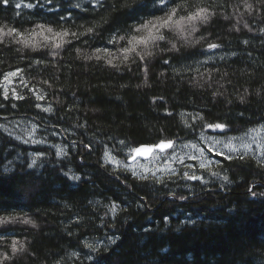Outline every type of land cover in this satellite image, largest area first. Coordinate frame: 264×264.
<instances>
[{
  "label": "trees",
  "instance_id": "obj_1",
  "mask_svg": "<svg viewBox=\"0 0 264 264\" xmlns=\"http://www.w3.org/2000/svg\"><path fill=\"white\" fill-rule=\"evenodd\" d=\"M16 3L21 7L15 8ZM27 3L35 0L0 4V25L24 32L34 23H43L58 32L56 22L63 15L69 21L60 23L71 31H78L73 24L90 26L100 21L101 26L95 39L73 40L57 50L60 54L55 58L47 55L55 50L51 45L66 38L54 33H25L18 38L44 45L36 51L8 38L0 44V118L35 119L50 128L51 139L69 147L61 157L53 146L30 144L0 130V217L31 218L36 224L35 228L21 223L0 225L6 229L0 232L6 237L0 252L11 255L13 240L28 249L23 257L4 264H264V195L260 194L264 193V162L254 155H243L244 161L235 155L233 161H223V167L213 164L207 172L201 169L206 184L182 179L183 173L161 180L146 175L144 180L104 161L108 148L127 159L132 148L158 143L161 128L166 129L161 138L179 136L177 142L198 139L205 132L220 133L202 127L200 120L193 121L196 113L206 123L230 121L229 135L264 123V10L257 0H247L253 5L251 11L244 0H214L216 15L207 24H197V32L170 34L180 50H157L147 80L143 66L116 72L104 60L78 59L75 51L81 47L90 53L104 46L113 32L123 34L144 14L133 11L138 0H119L115 11L110 6L117 0H104V7L95 10L89 0H52L35 9L24 7ZM76 3L81 8L72 6ZM125 4L131 7H121ZM201 34L207 40L197 44ZM83 40H89L90 46ZM207 43L220 47L208 50ZM36 59L50 63L37 65ZM165 59L169 64L163 63ZM18 69H23L19 77L23 83L16 85V94L24 99L8 91L5 100L4 74ZM45 79L51 88L41 82ZM213 92L223 94L214 97ZM40 95L44 99L38 100ZM49 106L52 112L43 111ZM192 124L195 131L188 128ZM121 140L130 147L121 151ZM34 149L43 154L28 168ZM213 171L227 175L231 183L221 187L223 182L211 176ZM29 172L33 175L27 176ZM63 173L81 180L71 181ZM112 203L118 205L115 212L106 207ZM106 235L117 238L107 250L105 244L94 243ZM83 237L94 250L81 251L76 246L77 238L84 243Z\"/></svg>",
  "mask_w": 264,
  "mask_h": 264
},
{
  "label": "snow or ice",
  "instance_id": "obj_2",
  "mask_svg": "<svg viewBox=\"0 0 264 264\" xmlns=\"http://www.w3.org/2000/svg\"><path fill=\"white\" fill-rule=\"evenodd\" d=\"M117 3H113L110 7L113 11L117 10ZM245 7L251 11L253 9V5L247 3V0H244ZM52 0H44V3H41V0H35V3H27L23 6L28 9H35L37 6L43 8L45 5L51 4ZM89 3L93 10L97 8L104 7V0H89ZM260 9L264 10V0H257ZM0 4L8 5L10 4V0H0ZM75 8H81V4L76 3L72 5ZM131 7V5H121V7ZM15 8H20L21 4L16 3L14 5ZM214 0H138V7L134 9V12H143V15L139 16V19L134 22L133 24L129 25L127 29L123 30V34H121V30H117L113 32L111 36L107 39L106 44L104 46H98L92 49L89 53L85 51L84 48L77 47L75 49L76 55L78 59H82L84 61H92L95 60L97 62L104 60L107 67L113 69L116 72H120L121 70L124 71H132V65H136L137 70L143 66V71L145 73V79L147 80V73L149 71V65L151 63V58H153L157 54V50L160 53L165 51L169 52H178L180 49L177 47L176 43L173 42V39H170V34H182L187 32L189 35L197 32L199 29L197 24L204 25L209 22V20L216 15L214 10ZM20 13H17L19 15ZM103 22H107L103 17L101 18ZM227 19V17H225ZM60 21H64L68 23L69 17L61 15L59 20L56 22L57 26L61 29L58 32H54V29L50 25H46L43 23H34L33 27L30 30H25L24 32L20 31L17 27H9L7 25H0V44L5 43V38H8V42L11 43H22L25 48H31L33 51L38 50V47L41 46H34L29 43L26 39H18L25 36V33L28 35H39L42 32L54 33L55 37L57 38H66L63 39L62 42H54L51 47L55 50L50 51L47 55H51L53 58L59 56V51L62 50L65 44H71L73 40H80L82 37H89V40L95 39L97 34V29L101 26L100 21L91 22L90 26H86L85 24H73V27H76L78 31H71L70 27H64V24H61ZM245 27H249L247 24L244 25ZM238 30V29H237ZM251 31V28H249ZM264 31V29H262ZM48 39V37H46ZM89 40H83V44L85 46H90ZM207 37L203 34L200 35L199 39L196 40V43L199 44L201 41H206ZM164 44L165 47H161ZM112 46V47H109ZM220 45L216 43H207L208 50H215L218 49ZM179 57H176V62H179ZM223 59V57H221ZM34 63L37 65L41 64H48L49 61L44 59H36ZM164 64H169V60H163ZM31 67V65H29ZM173 71L179 75L178 69H173ZM23 72V69H18L17 71L7 72L4 74V80L9 81L11 77H16ZM163 75V74H161ZM226 75V74H225ZM23 83V80H21ZM43 84L48 85L49 88L52 85L49 83L47 79L41 81ZM27 87V84H25ZM14 94V98L16 99H24L23 95L16 94L15 89L12 90ZM223 93L213 92V96L222 95ZM3 98L5 100L9 99L8 90L5 89L3 93ZM38 100L44 99L43 95L37 96ZM242 103L245 102V98L243 96L239 97ZM227 103L231 104L232 101L229 100ZM13 108L17 105L12 104ZM0 107H3V104L0 103ZM35 107L40 108L39 104H36ZM46 112H52L53 109L51 106L48 108L43 109ZM171 116V113H168ZM181 115H184L183 113ZM220 119V118H218ZM200 120L202 122L201 126L206 127L208 129L220 130V134L227 135V129L229 127V123H206L204 122V117L199 113L193 115V121ZM188 128L192 129L193 131L196 130L195 124L188 125ZM166 129L161 128L158 130L157 139L159 140L158 143H153L152 145H144L141 144L138 147L131 149L137 155L143 156L146 153H152L154 150H159L161 154L165 153V150L174 149L175 143L177 140L181 138L179 136L176 139H167L161 138V135L165 133ZM55 134V133H53ZM170 135V134H169ZM43 142V141H41ZM75 143V142H73ZM220 143L219 140L214 141V144ZM119 144L122 146L121 151L124 147H130V145L126 144L124 140L119 141ZM83 148L87 150H91V146L88 144H82ZM228 147V153H224L223 151H217L215 148L207 149L209 153L208 158L201 159L199 162V168L204 169L205 172L209 171V166L213 163L212 155L214 154L216 157L215 164L217 166L223 167V161H233V157L231 155L232 151L234 150L230 144L225 145ZM63 150L57 151L56 155L60 156ZM205 150L203 148L200 149V157L204 156ZM43 154V152L41 153ZM190 159H197L195 156H190ZM238 161H244V156L241 155L238 157ZM181 163L184 161L181 160ZM36 161L33 160L31 164L27 167L32 168L35 165ZM103 167V165H101ZM231 164H229V167ZM264 166V165H262ZM188 168H192L193 165H186ZM7 170V168H6ZM68 179L71 181H80L81 177L78 175H71L68 176V173H63ZM212 177L222 180L221 187H224L225 184L231 183L229 177L227 175L220 176L218 172H211ZM16 174L13 173V176ZM27 176L33 175V173L29 172L26 173ZM133 175L135 176L136 173L134 172ZM182 179L193 180V181H200L201 184L208 183L207 180L204 179L203 175H197L195 171L189 173L184 172L181 176ZM140 179L146 180L147 177H140ZM252 195H257L256 192L249 189ZM264 195V193H260ZM181 199H185V197H181ZM109 211L115 212L118 205L112 203L110 206L106 205ZM143 207V205H140ZM167 219V218H165ZM11 223H21L24 225H31L33 228L36 227L35 222L31 218H24V217H16V216H9V217H0V225H6ZM77 226H80L79 223ZM6 231V229H0V232ZM69 235H72L70 232ZM6 237L0 234V242L4 241ZM95 239V237H93ZM116 237L106 235L104 237L105 250H107V245L115 244ZM84 243L81 245L80 239L77 238V247L81 248L83 251L84 248L89 249L90 251L94 250V245L88 243L87 237H83ZM11 255L5 250L0 252V264H4L5 261H12L18 258L23 257L27 252V247L18 241L13 240L11 242ZM73 255H79L78 253H73ZM86 259H91L90 256H85Z\"/></svg>",
  "mask_w": 264,
  "mask_h": 264
},
{
  "label": "rangeland",
  "instance_id": "obj_3",
  "mask_svg": "<svg viewBox=\"0 0 264 264\" xmlns=\"http://www.w3.org/2000/svg\"><path fill=\"white\" fill-rule=\"evenodd\" d=\"M19 77L20 75L11 77L9 81H5L3 78L2 84L4 89L10 92L15 89L16 92V85L21 82ZM0 130L9 132L20 140L30 144H47L53 146L56 151L62 149L63 152L60 155L61 157L68 153V145L64 142L51 139L50 128L43 127L35 119L22 116L16 118H0ZM217 140H219L220 143L214 144V141ZM228 144L234 149L231 153L232 156L252 154L258 160L264 161V123L252 127L245 132H241L238 135L205 132L198 139L176 142L174 149L168 150L164 154L156 152L155 155L148 160L138 159L132 163L128 162V158H121L108 148L105 151L104 161L116 169L126 168L133 173L135 172L139 177L152 174L155 175L158 180H161L165 176H173L184 172L191 173L195 171V173H200L201 169L199 168V162L201 159L206 160L208 158L209 153L207 149L214 147L217 151L228 153V147L225 146ZM201 148L205 150L203 157H200ZM130 154L131 152L129 155ZM39 155H41V151L32 150L30 154L31 163L35 160V164H37ZM190 156H195L197 159H190ZM181 160L184 162L181 163ZM212 160L213 163L209 167L215 164L216 157L214 154L212 155ZM186 165H193V167L188 168ZM199 175L203 174L200 173L198 176ZM94 243L103 245L106 244V241H104V238L99 240L95 239Z\"/></svg>",
  "mask_w": 264,
  "mask_h": 264
},
{
  "label": "water",
  "instance_id": "obj_4",
  "mask_svg": "<svg viewBox=\"0 0 264 264\" xmlns=\"http://www.w3.org/2000/svg\"><path fill=\"white\" fill-rule=\"evenodd\" d=\"M144 145H152V144H144ZM155 151V150H154ZM154 151L152 153H146L143 156L137 155L134 153V155L129 159V161H134L136 158H138L139 156L142 157L143 159H147L150 158L152 156V154L154 153Z\"/></svg>",
  "mask_w": 264,
  "mask_h": 264
},
{
  "label": "bare ground",
  "instance_id": "obj_5",
  "mask_svg": "<svg viewBox=\"0 0 264 264\" xmlns=\"http://www.w3.org/2000/svg\"><path fill=\"white\" fill-rule=\"evenodd\" d=\"M129 162V161H128Z\"/></svg>",
  "mask_w": 264,
  "mask_h": 264
}]
</instances>
